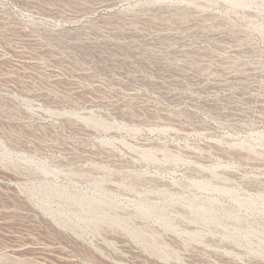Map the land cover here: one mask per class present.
<instances>
[{
  "label": "rangeland",
  "instance_id": "obj_1",
  "mask_svg": "<svg viewBox=\"0 0 264 264\" xmlns=\"http://www.w3.org/2000/svg\"><path fill=\"white\" fill-rule=\"evenodd\" d=\"M0 264H264V0H0Z\"/></svg>",
  "mask_w": 264,
  "mask_h": 264
}]
</instances>
